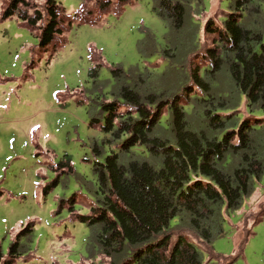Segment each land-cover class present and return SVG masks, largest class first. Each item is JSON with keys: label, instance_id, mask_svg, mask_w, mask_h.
Here are the masks:
<instances>
[{"label": "rangeland", "instance_id": "obj_1", "mask_svg": "<svg viewBox=\"0 0 264 264\" xmlns=\"http://www.w3.org/2000/svg\"><path fill=\"white\" fill-rule=\"evenodd\" d=\"M82 1L56 0L71 18ZM160 1L115 3L103 14L87 2L95 24L72 21L45 51L15 17L0 21V264L14 236L28 223H33V231L20 239L22 256L13 264H80L87 259L90 229L77 221V214H88L98 198L94 166L116 145L104 144L108 135L101 131V106L117 100L123 85L139 78L151 80L139 88L141 94H156L163 102L177 100L179 106L200 96L190 79L195 70L209 68L204 54L213 43L204 24L220 26L228 2L184 0L192 8L196 5L188 22L198 23L196 46L185 52L191 29L175 34L170 22L157 15ZM166 48L170 50L163 54ZM174 48L179 52L176 59ZM180 51L184 61L178 60ZM115 69L123 74L113 75ZM208 76L205 73V81L217 91L236 96L225 72ZM245 104L236 97L234 114L264 123V115L249 116ZM193 112L191 121L197 117ZM167 116L162 110V118ZM94 144L102 150L99 157L92 154ZM64 159L71 170L62 167ZM171 234V244L182 235L205 252L203 264H264V176L241 208L225 215L222 234L211 248L188 229L177 228Z\"/></svg>", "mask_w": 264, "mask_h": 264}, {"label": "trees", "instance_id": "obj_2", "mask_svg": "<svg viewBox=\"0 0 264 264\" xmlns=\"http://www.w3.org/2000/svg\"><path fill=\"white\" fill-rule=\"evenodd\" d=\"M35 1L38 5L31 6ZM87 2L103 14L115 3L128 5L130 0L91 4L83 0L72 18L56 0H1L0 21L15 17L37 36L38 47L45 51L63 37L72 21L95 24ZM227 2L220 26L204 24L213 43L204 54L209 68L195 70L190 79L200 96L193 95L186 106H179L177 100L163 102L156 94H141L139 88L151 80L139 78L123 85L117 100L101 106L105 114L101 131L108 135L104 144L116 145L94 166L98 198L88 214H77V221L90 229L88 256L80 264H203L205 252L182 235L171 244V232L188 229L211 248L222 234L225 215L239 210L264 176V123L234 114L236 97H242L249 116L264 115V0ZM190 5L184 0H161L156 10L175 34L191 29L185 52L196 46L198 23L188 22L196 5ZM174 49L176 59L179 52ZM180 54L178 60L184 61ZM222 72L236 96L217 91L204 79L205 73L211 77ZM111 73L123 74L121 69ZM162 110L167 118H162ZM192 112L195 121L189 119ZM101 153L94 144L92 154ZM64 160L62 167L71 170ZM33 226L28 223L14 236L4 264L21 258L20 239L28 237Z\"/></svg>", "mask_w": 264, "mask_h": 264}]
</instances>
